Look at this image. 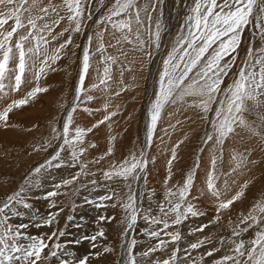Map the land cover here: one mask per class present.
Returning <instances> with one entry per match:
<instances>
[{"label": "snow or ice", "instance_id": "obj_1", "mask_svg": "<svg viewBox=\"0 0 264 264\" xmlns=\"http://www.w3.org/2000/svg\"><path fill=\"white\" fill-rule=\"evenodd\" d=\"M100 2L105 4V0ZM91 3L92 0H0V97L7 98L10 93L20 92L24 84L33 81L37 84L22 98L12 99L0 109V126L10 127V113L14 109L22 108L38 94L48 91L46 87L39 86V81L49 71L57 70L53 66L73 44V34L82 31L85 20L93 19ZM162 4L163 0H111L103 15L95 21V51L92 50L93 36L89 35L83 49L72 107L67 110L62 128L57 125L51 128L52 139L59 142L57 149L45 163L26 175L16 190L0 200V264H51L53 260L58 264H90V255L76 257L74 252L66 250L64 243L58 242L60 237L66 235L64 230L32 235L27 229L30 226L51 227L57 222L63 209L57 207L53 198L67 194L60 189L72 185L80 176H94L89 164L99 165L106 157L113 155L116 137L110 136L109 147L103 155L89 162L82 159L89 149L96 147L95 143L87 142V135L117 115L116 111H108L109 103L105 102L103 105L106 112L103 118L89 127L75 124L74 114L78 109L92 114L93 110L86 106L96 99L91 92L99 91L105 95L110 92L111 82H114L113 65L119 66V83L123 85L124 72L133 71L132 65L136 62L135 58L128 60L129 52H139L151 57L153 52L150 49H160L165 28L160 18L154 14L157 6ZM65 21L66 26L57 32L56 28ZM249 26L253 28V38L261 46L249 45L246 56L237 65L242 34ZM66 33L67 39L53 46ZM106 34L109 36L107 43ZM109 48L116 49L124 60L109 54ZM97 54L100 56L99 64L103 65L102 69L97 68L98 82L85 87L86 76L92 68V58ZM234 68L237 71L233 73ZM230 73H233L232 82L222 87ZM124 90V87H120L114 95L118 96ZM189 98H192L191 103ZM177 105V111L180 108L198 109L201 118L208 122L211 131L205 134V146L212 142L211 148L215 150L219 146L222 153L225 141L232 135H238L237 130L241 129L251 137L258 138L264 150V0H193L158 71L154 98L148 109L146 145L138 154L133 152L119 162L110 161L108 167L102 170V179L108 182L102 186L108 192L96 200L85 198L86 203L94 204L97 209L108 207L105 201H117L111 207L119 206L125 213L123 223L126 227L122 236L133 229L140 218L152 226H158L145 231L149 239L156 241L146 251L134 252L138 243L135 239L122 244L125 250L121 255L123 264H208L206 257H216L211 260V264H264V200H257L236 221L229 219V224L233 225L231 236L227 239L220 236L219 247L213 244L212 237L203 236L189 243L181 255L179 244L184 235L179 226L189 217H202L206 213L198 209L194 203L197 196L192 195L199 161L186 174L182 185L168 187L179 145L171 149V157L167 161L169 174L164 180V197L157 202V208L154 210L151 207L155 197L154 190L147 193L149 207L144 208L142 201H138L137 192L144 195L143 190L138 188V182L143 179L147 184L150 159L152 163L155 162V157L150 158L147 153V149L153 144V134L166 108ZM253 109L257 111L260 123L246 118V113ZM172 115L173 113H169L170 118ZM176 123L179 124L180 121L177 120ZM169 127L175 128V125L170 124ZM165 134L167 135L166 129ZM48 147L51 144L45 140L34 150L47 151ZM253 151L246 149L244 153L234 152L231 159L236 162L235 167L228 173L218 172V157L212 155L211 166L206 175V192L201 191L199 195L213 198L216 214L208 223L191 229L189 235L203 234L210 224L219 223L223 213L245 196L248 181L239 185L234 194H231V185L237 183L235 179L231 180V185L225 179L223 186H218L217 181L221 175L228 177L237 171H250L248 166L256 163L250 159ZM61 167H78V171L69 179L54 183L52 190L43 192L42 195L33 191L42 188V172ZM113 181H123V186L127 189L124 197L112 187ZM90 183L97 186L99 182L92 179ZM133 185H137V188ZM33 199L47 200L49 208H56L57 211L38 218V210H34L30 202ZM20 209L31 211L32 225L15 222L26 214ZM67 219L72 220L73 217L69 216ZM111 219L104 215L97 216V222L100 223L110 222ZM173 228L175 230H170ZM250 231L253 235L244 239V235ZM104 236L105 232L101 227L95 234H85L69 243L79 245L83 241H89L90 246L96 248L95 242ZM206 245L212 246L198 257H193L194 251L203 249ZM170 246L171 251L166 258L153 259L154 253H163ZM112 251L111 247L103 248L104 253ZM221 251H225V254L217 256ZM91 255L98 257L101 252Z\"/></svg>", "mask_w": 264, "mask_h": 264}, {"label": "rangeland", "instance_id": "obj_2", "mask_svg": "<svg viewBox=\"0 0 264 264\" xmlns=\"http://www.w3.org/2000/svg\"><path fill=\"white\" fill-rule=\"evenodd\" d=\"M192 2L193 0H163V4L157 6V11L154 14L160 18L165 28L160 41V49L158 51L155 50L154 47L150 49L153 52L151 57H147L139 52H129L128 60H133L135 58L136 62L132 65L133 71L124 72L123 85L119 83L121 79L120 68L118 65H113L112 74L114 82H111L110 92L107 95L99 91L91 92L90 94L95 96L96 99L88 102L86 106L93 110L92 114L85 113L79 109L74 114L75 124L86 127L87 125L91 126L97 120L103 118L106 114L103 107L105 102L109 103L108 111L117 112V115L112 117L110 121L101 125L96 130L94 129L92 133L87 135V142L95 143L96 147L89 149L88 153H86L82 159L85 162H89L103 155L109 147L110 136L116 137L113 146V155L111 157H106L99 165L89 164V169L91 172L95 173L94 176H80L72 185L60 189L62 193H67L66 195L53 198L56 201L57 207L63 209V211L59 214V217L61 216L62 218H57L58 225L61 224L60 228L56 224V226L51 229L50 234L56 230L62 229L65 231L66 228L68 229L71 226L75 228L76 225H79L78 230L82 229L83 233L89 234L91 232L89 235H93L94 232L103 227L109 243L108 246H110L113 251L108 253L106 258L103 259L104 262L97 260L92 264H123L121 255L125 250L122 244L132 239L138 242L134 249L135 253L146 251L147 248L153 246L156 242L154 239H149V237L145 235V231L158 226H152L140 218L134 228L122 236L124 228L126 227V224L123 223L125 213L119 206L111 207V204L117 203V201H105L104 203L109 206L97 209L94 204L86 203L85 198L96 200L97 197L105 195L108 192V189L102 186L108 183L102 179V170L108 167L110 161L115 160L119 162L129 157L133 152L138 154L141 148L146 145L147 127L149 124L148 109L154 98L158 71L172 45L174 37L180 31V26L184 22L188 9L192 6ZM110 3L111 0H105V4H101L100 0H92L90 11L93 19L91 21L85 20L82 25V31L73 34V44L65 50L66 54L53 66L57 70L49 71L47 75L42 77L39 81V86L46 87L48 91L38 94L34 100H31L22 108L14 109L13 112L10 113V127L4 128L0 126V200L5 199L8 194L16 190L22 184L24 177L35 167L45 163L57 149L59 142L52 139L53 134L51 128L53 125L62 128L67 110L72 107L75 98V88L79 80L83 49L87 45L88 36L92 35V50L95 51V32L97 31L95 21L103 15L106 6ZM66 23V21L63 22L56 28V31L59 32L66 26ZM101 27L103 26L101 25ZM67 36L68 34L66 33L65 36L58 39L53 46L62 43L63 40L67 39ZM108 39L109 36L106 34V43ZM77 45H79V47H77ZM249 45L255 47L261 46L260 42L253 38L252 26H249L242 34V44L239 49V60L237 65H239L240 61L246 56ZM108 52L114 56H119V52L116 49L109 48ZM92 59V68L86 76L85 87H90L92 84L98 82L97 68L99 67L102 69L103 67V65L99 64V54L93 56ZM119 59L123 61L124 57L119 56ZM235 71H237V68L233 69V73ZM233 73H230L229 76L225 78L222 87H226L232 82ZM35 86H37V84L33 81L22 85V90L18 93H10L7 98L0 97V109L11 102L12 99L22 98L27 91ZM120 87H124L125 90L120 92L118 96L114 95L115 92L119 91ZM191 99L192 98H189V103H191ZM178 107L179 105L167 107L162 114L161 121L158 122L157 129L153 134V144L151 148L147 149L148 156L150 158L155 157V162L152 163L150 159L147 168V184L145 185L143 179L138 182V188L143 190L144 195L141 196L138 191L137 197L138 201H142L144 208H147L149 207L147 193L149 190H154L155 197L151 207L154 210L157 208V202L161 201L164 197V180L169 174L167 161L171 157V149L174 146L179 145L177 148V158L173 161L171 167L172 179L169 181L168 187L182 185L186 174L194 169L197 161H199L200 167L197 169L198 174L195 178V187L192 190V195L198 197L194 203H196L198 209L204 211L206 215L202 217H189L183 225L179 226L180 231L184 235V239H182L179 244L181 255H183V250L187 248L189 243L203 236L212 237L213 244L219 247L218 238L220 236H223L225 239L231 236L233 225L229 224V219L236 221L238 216L246 214L248 209L257 200H264V150H262L261 141L258 138L251 137L247 132L241 129L237 130L239 133L238 135H232L225 141L222 153L219 146L213 150L211 148L212 142H210L208 146L203 144L205 134L211 131V128L208 122L201 118L199 110L195 108H180V110L177 111L176 109ZM97 109H99V111H96ZM169 113H173L171 118L169 117ZM211 115L210 113L209 116ZM246 118L249 121L260 123L257 111L254 109L246 113ZM177 120L180 121L179 124L176 123ZM170 124L175 125V128L169 127ZM109 125H111V127H109ZM165 129L167 130V135L165 134ZM96 133L99 134V136H97ZM106 134H108L107 137ZM161 139H163V143H160ZM45 140H48L51 144V147H48L47 151L34 150V148L41 145ZM201 149H203V151H201ZM246 149L254 150L251 153L250 159L255 160L256 163L255 165L250 164L248 166L250 171H237L228 177L221 175L220 179L217 181L218 186H223L225 179L229 180L230 185L231 180L235 179L237 183L231 185L233 189L231 194H234V192L239 189V185L248 181V187L245 189V196L242 197L240 201H237L230 210L223 213L219 223L210 224L203 234L193 233L189 235L191 229L201 224L208 223L216 214L213 198L207 195H199L201 191L206 192V175L211 166L210 161L212 155L215 154L218 157V172L228 173L235 167L236 162L231 159L233 153H244ZM77 171L78 167L48 169L40 174L41 183L43 184L42 188L39 190L34 189V192H38L42 195L43 192L52 190V185L54 183H59L67 178L69 179L72 175H75ZM92 179H96L99 182L97 186H93L90 183ZM3 186H5V190L1 189ZM112 187L116 188L122 197H124V194L127 192V189L123 186V181H113ZM133 187L137 188V185H133ZM30 202L33 204V209L41 213L46 212L48 215L49 212L57 211L56 208H49V201L47 200L33 199ZM208 207L210 208L207 209ZM80 213H83L84 217L78 215ZM153 214H155V212ZM98 215H104L112 219L110 222L105 221L106 223H100L97 222ZM69 216H72L73 219L68 220L67 218ZM75 217H79L80 219H78V221L80 220L82 224L79 222V224L75 223V221H77L74 220ZM84 222L90 223L87 224ZM62 226L64 227L62 228ZM170 230H175V228ZM29 233L32 235H41L39 233ZM252 235L253 233L250 231L246 233L243 238L247 240ZM61 238L62 237H60L58 242L61 241ZM211 246L212 245H206L205 248L194 251L192 253L193 257H198ZM171 247L172 246L163 253H154L153 259L166 258L170 254ZM223 254H225V251H221L216 255L220 256ZM214 258L216 257H206L208 264H211V260Z\"/></svg>", "mask_w": 264, "mask_h": 264}, {"label": "bare ground", "instance_id": "obj_3", "mask_svg": "<svg viewBox=\"0 0 264 264\" xmlns=\"http://www.w3.org/2000/svg\"><path fill=\"white\" fill-rule=\"evenodd\" d=\"M3 104V103H2ZM2 109V108H1ZM94 115V114H93ZM84 117V116H83ZM90 118V117H89ZM21 119V118H20ZM93 119L95 120V118L93 117ZM89 120V119H88ZM85 121V120H84ZM86 122V121H85ZM90 124H92V123H90ZM20 126V125H19ZM88 126V125H87ZM86 126V127H87ZM89 127V126H88ZM97 129V128H96ZM95 129V130H96ZM101 132V131H100ZM106 132V131H105ZM6 133V132H5ZM97 134V133H96ZM101 134V133H100ZM107 135L108 134H106V137H107ZM97 136H99V134H97ZM1 137V136H0ZM106 137H105V139H106ZM104 139V140H105ZM161 143V142H160ZM105 152V151H104ZM5 161V160H4ZM1 164H2V162H1ZM2 166H4V165H2ZM5 167V166H4ZM2 168V167H1ZM58 174V173H57ZM59 175V174H58ZM61 176V175H60ZM42 177V176H41ZM61 179V178H60ZM68 179V178H67ZM3 182V181H2ZM1 184V183H0ZM7 186V185H6ZM42 186H43V184H42ZM50 187V186H49ZM2 190H5V186H3L2 188H1ZM34 191V190H33ZM87 196V195H86ZM198 198V197H197ZM83 201V200H82ZM84 202V201H83ZM207 204V203H206ZM210 207H208L207 209H209ZM21 211H25L26 212V214H25V216L24 217H22V218H18L15 222H17V223H19V222H25V223H29L30 225H32L33 224V222L31 221V219H30V217H31V211H26V210H23V209H20ZM80 212H81V210H80ZM78 213V212H77ZM45 214V215H44ZM77 215V214H76ZM78 215H81V216H83L84 217V215H83V213L81 214H78ZM77 215V216H78ZM39 217H47V213L45 212V213H41V212H39L38 211V218ZM59 217V216H58ZM57 217V218H58ZM61 217V216H60ZM59 217V218H60ZM86 217H87V215H86ZM85 217V218H86ZM107 217V216H106ZM62 218V217H61ZM78 219H80L79 217L77 218V217H75V219L74 220H77V221H75V223H80V224H82L81 222H80V220L78 221ZM82 219V218H81ZM61 220H63V219H61ZM73 220V221H74ZM83 220V219H82ZM85 220V219H84ZM59 222H61V221H59ZM107 222H109V221H107ZM78 223V224H79ZM84 223H87V224H89L88 222H84ZM106 223V222H105ZM56 224L58 225V222H56V223H54L51 227H40V228H36V227H34V226H30L28 229H27V231H29V232H32V233H39V234H50V232H51V229L53 228V227H55L56 226ZM61 225V224H60ZM60 225H58V227L60 228ZM81 226V225H80ZM85 226H87V225H85ZM108 226V225H107ZM64 226H62V228H63ZM82 227H84V226H82ZM110 227V226H109ZM108 227V228H109ZM85 228V227H84ZM87 228H89V227H87ZM103 228V227H102ZM58 229V228H57ZM89 229H91V228H89ZM95 229V228H94ZM83 230H85V229H83ZM96 231V230H95ZM65 233H66V235L65 236H63L62 238H61V243H64L65 245H66V250L67 251H70V252H74L75 253V256L76 257H82V256H84V255H90V264H92L93 262H95V261H103V259H105L106 258V256L108 255V253H104L103 252V248L105 247V246H108L109 245V243H108V241H107V238H106V235L103 237V238H98V240L95 242L96 243V245H97V247L96 248H92L91 246H90V243L91 242H89V241H83L81 244H79V245H76V244H71V243H69L70 241H73L74 239H77V238H80V237H82L83 235H85V233H83V231H82V229H80V230H78V227H77V225L75 226V228H73L72 226L70 227V228H66V230H65ZM89 234H91V232L89 233ZM88 233H87V235H89ZM94 234H95V232H94ZM108 247H110V246H108ZM185 248V247H184ZM97 251H99V252H101V255L100 256H95V255H91V254H94L95 252H97ZM69 259H71V257H69ZM104 262V261H103ZM51 264H58V262L56 261V260H53L52 262H51ZM103 264V263H102Z\"/></svg>", "mask_w": 264, "mask_h": 264}]
</instances>
